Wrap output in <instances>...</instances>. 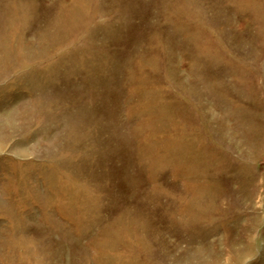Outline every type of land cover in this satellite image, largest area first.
Returning <instances> with one entry per match:
<instances>
[{"label":"rangeland","instance_id":"obj_1","mask_svg":"<svg viewBox=\"0 0 264 264\" xmlns=\"http://www.w3.org/2000/svg\"><path fill=\"white\" fill-rule=\"evenodd\" d=\"M0 264H264V0H0Z\"/></svg>","mask_w":264,"mask_h":264}]
</instances>
